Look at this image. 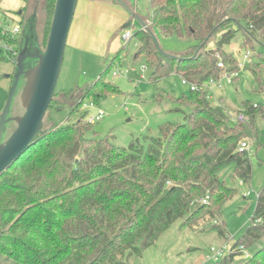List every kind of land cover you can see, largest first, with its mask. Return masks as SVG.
<instances>
[{
	"label": "trees",
	"instance_id": "16d2710c",
	"mask_svg": "<svg viewBox=\"0 0 264 264\" xmlns=\"http://www.w3.org/2000/svg\"><path fill=\"white\" fill-rule=\"evenodd\" d=\"M23 1L25 8L29 0ZM55 1L42 0L44 32L35 37L41 50ZM150 6L146 19L151 29L194 40L187 51L166 56L140 25L132 37L138 41L133 58L148 62L151 82L175 73L198 87L176 99L188 108L183 122H164L158 136L120 147L89 137L94 122L81 110L86 99L98 105L109 92H117L115 85L99 76L76 91H58L59 100L55 90L34 143L0 174V264L1 259L14 264H127V258L139 256L176 220L192 227L205 216H219L221 204L236 193L219 176L225 166L233 164L231 175L250 181L249 154L238 150V143L256 137L259 107L245 103L238 113L246 119L236 120L222 103L209 101L205 85L224 71L240 70L224 50L238 33L245 50L264 47V0H150ZM20 23L25 26L24 19ZM21 36L15 40L19 51ZM124 50L122 46L105 71ZM65 104L70 106L66 123L47 119L54 105ZM213 228L226 238L223 223ZM263 236L264 186L248 226L231 248H248ZM241 255L231 251L212 264H234ZM248 257L240 264H264V245Z\"/></svg>",
	"mask_w": 264,
	"mask_h": 264
},
{
	"label": "rangeland",
	"instance_id": "374dc122",
	"mask_svg": "<svg viewBox=\"0 0 264 264\" xmlns=\"http://www.w3.org/2000/svg\"><path fill=\"white\" fill-rule=\"evenodd\" d=\"M132 2L136 3L135 11L139 16L147 18L150 15V0H132ZM41 4L42 0H29L24 8L23 0H0V8L11 9L14 12L23 9L26 17L32 14L33 16L31 15L28 19L35 27L36 36L39 37L43 35L45 25ZM133 25L135 31L139 23L134 20ZM152 31L160 49L167 53H183L194 42L189 37L164 36L155 29ZM242 39V35L238 33L230 46H225L224 50L232 54L238 62L242 60L243 54L247 53L250 59L248 67L244 66L245 68L232 72L237 75L231 80H227L226 71L222 72L219 78L206 83L205 89L209 92V101L212 104L222 103L232 115L243 111L245 103L259 107L254 118L256 137L253 140L249 137L242 139L247 140L252 148L249 155L252 165L250 181H242L232 176L233 164L225 166L219 172V176L228 187L235 188L236 193L221 204L220 215L215 218L205 216L198 219L192 227H182L181 221L176 220L154 244L144 248L139 256L127 258V264H212L218 259L210 257V248L223 243L234 244L248 226L255 209L257 193L264 186V47L257 45L255 50L248 47L247 51L242 45ZM114 40L118 47L124 45L125 50L123 54L115 58L106 71L107 65L114 57L113 53H108L106 57H96L86 53L72 52L65 47L55 88L57 91L55 100L62 98L58 91H76L102 76L104 80L115 85L118 91L109 92L98 105L92 98L84 101L81 110L88 111L89 115L94 114L97 109L104 112L103 116L94 122L92 130L87 135L106 138L117 146L127 147L133 139L139 138L141 142H144V137L147 135L158 136L159 125L164 122H183L184 112H187L188 108L176 99L182 95L189 96L190 86L183 84L182 79L175 73L151 82L149 80L151 69L148 62L143 58L136 60L133 58L138 41L131 38L128 43H125L119 36ZM35 42L38 43L37 38ZM209 46L213 47L214 42H211ZM218 58L220 61L223 57L218 55ZM143 64L147 65V70L145 78L141 79L139 74ZM132 67L137 71H131ZM14 74L15 64L0 54V112L6 105ZM13 102L17 107L11 110L10 115L22 114L23 109L20 107L18 94L15 95ZM69 112L68 104L63 105L62 108L54 105L47 119L51 116L53 122L60 125L68 121ZM70 120L73 119L70 118ZM8 125L7 133L15 126L13 122ZM216 223H223L226 238L220 236L213 228ZM263 245L264 236L259 242L253 243L248 248L246 246L248 255L236 256L234 264H240ZM1 263L14 264L7 259H1Z\"/></svg>",
	"mask_w": 264,
	"mask_h": 264
},
{
	"label": "water",
	"instance_id": "95a60500",
	"mask_svg": "<svg viewBox=\"0 0 264 264\" xmlns=\"http://www.w3.org/2000/svg\"><path fill=\"white\" fill-rule=\"evenodd\" d=\"M114 1L130 15L129 24L134 20L137 21L145 31L151 34L158 45L157 38L148 25V20L139 16L125 0ZM76 3L77 0L55 1L43 50L39 49L38 44L34 48L28 45V38L35 42L36 32L29 19L25 23L20 51L15 63V74L6 105L0 113V174L34 143L42 128L44 116L54 97ZM159 51L166 56H174L162 51L160 47ZM16 94L19 95V104L23 112L18 115H10L11 110L17 107L13 102ZM10 122H13L15 126L7 133Z\"/></svg>",
	"mask_w": 264,
	"mask_h": 264
},
{
	"label": "crops",
	"instance_id": "0c3cea01",
	"mask_svg": "<svg viewBox=\"0 0 264 264\" xmlns=\"http://www.w3.org/2000/svg\"><path fill=\"white\" fill-rule=\"evenodd\" d=\"M125 2L136 10V3L132 0H125ZM0 9L17 14L25 20V23L32 15L26 17L22 9L16 12L7 8ZM130 20L128 12L113 0H77L66 48L72 52L86 53L96 57H106L108 53L115 55L122 45L118 47L114 38L117 36L120 38L122 30ZM23 31L22 25V36Z\"/></svg>",
	"mask_w": 264,
	"mask_h": 264
},
{
	"label": "built area",
	"instance_id": "2783aa9c",
	"mask_svg": "<svg viewBox=\"0 0 264 264\" xmlns=\"http://www.w3.org/2000/svg\"><path fill=\"white\" fill-rule=\"evenodd\" d=\"M20 21L21 18L17 14H13L11 12L0 9V54L5 56L8 60H10L14 64L16 63L17 56L19 55L18 46L15 43V40H17L21 36L22 25ZM133 27L134 25L132 22L122 30L120 34V38L125 43H128V41L132 38L134 33ZM248 60H249L248 54L244 53L242 60L238 62L240 69L244 67L245 63L248 62ZM217 64L219 67H223L222 61H219ZM146 70H147V65L143 64L140 67L141 73L139 74V77L141 79L145 78ZM131 71L136 72L137 69L132 67ZM236 75L237 73L227 74V80H231ZM182 83L189 84L190 90H195L198 88L197 86L187 82L186 80H182ZM208 97H210V95ZM103 114L104 112L101 109H97V111L94 114H90V115L87 114L86 119L89 122H95L96 120L101 118ZM235 119L245 120L246 117L243 113H238ZM238 150L240 151L244 150L250 155L252 152L251 144L247 140H241L238 143ZM207 198L208 197H205L202 201L205 202ZM235 250H239L243 256L248 255V251L243 245H239L236 248L232 249L231 245H228L227 243H223L216 247L215 246L211 247L209 250V255L214 259H219L220 257L227 255L231 251H235Z\"/></svg>",
	"mask_w": 264,
	"mask_h": 264
},
{
	"label": "flooded vegetation",
	"instance_id": "af4514ba",
	"mask_svg": "<svg viewBox=\"0 0 264 264\" xmlns=\"http://www.w3.org/2000/svg\"><path fill=\"white\" fill-rule=\"evenodd\" d=\"M27 43H28V45H29L30 47H33V48H34V46L36 47V44H35V42H34L32 39H29V38H28ZM33 48H32V49H33ZM32 64H33V63H32Z\"/></svg>",
	"mask_w": 264,
	"mask_h": 264
}]
</instances>
